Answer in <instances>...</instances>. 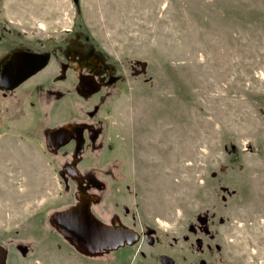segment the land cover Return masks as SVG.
Segmentation results:
<instances>
[{"label": "rangeland", "instance_id": "374dc122", "mask_svg": "<svg viewBox=\"0 0 264 264\" xmlns=\"http://www.w3.org/2000/svg\"><path fill=\"white\" fill-rule=\"evenodd\" d=\"M74 33L125 81L86 101L51 65L0 90L7 264H141L140 244L86 257L50 221L76 199L59 175L71 152H49L46 133L99 103L101 135L79 169L102 184L106 220L156 229L152 251L177 264H264V0H0V63Z\"/></svg>", "mask_w": 264, "mask_h": 264}, {"label": "flooded vegetation", "instance_id": "af4514ba", "mask_svg": "<svg viewBox=\"0 0 264 264\" xmlns=\"http://www.w3.org/2000/svg\"><path fill=\"white\" fill-rule=\"evenodd\" d=\"M74 34L72 36L67 35L65 38H62L60 41L61 46H59L56 50L52 48L47 49V51L37 52L27 47L18 46V48L10 51L0 63V90L3 97L8 96L11 93H15L21 84L31 80L34 76L40 74L51 65H53L57 70V74L54 79L61 83L71 81L77 94L86 101H91L93 97L101 94L102 92H111L108 91L110 89H119V86L125 81L124 74L117 69L116 65L112 63V61H109L105 55H102V53L92 45L91 41H89L87 37L83 38L80 37V35ZM18 51L23 55H28V53L33 52L45 55L48 54L50 57L47 65L42 70L21 83L19 87L12 89L6 86L9 82H1V77H4L5 74V72H3L4 62L8 59V56L12 52L18 53ZM132 69L133 73H138L140 70L138 68L134 69V66ZM100 108L101 104H96L91 111H88L85 115L87 117L86 119L82 121H75L70 124H63V126L50 129L46 133L45 142L49 152L56 154H59L60 152L64 153L66 148H68L72 155V162L65 163L59 172V175L62 178L65 188H67V190H72L73 197L76 200L73 204L57 212H65V210L73 207L89 206L90 212H92L93 215H95V217L104 225H115L118 229L126 228L138 233L139 241L137 244L141 245V250L139 252L141 264H177L175 257H173L169 252L154 253L152 251V248L160 245L161 243V238L157 234L156 229L151 228L146 231H142L140 229L136 230L121 224L116 218L106 220L103 213L98 210V205H100L99 203L102 200V197L95 193L102 192L103 186L94 178L92 179L84 176L79 169V165L82 163V160L92 143H96L98 141L97 139L101 135L100 129L93 126V121L99 114ZM63 127L67 128V134L65 136L50 138L49 134L51 131ZM63 140H66V142L63 143ZM199 223L204 228L208 224L207 218L200 219ZM56 230L60 232L62 238L65 240L67 239L70 244H73L79 253H82L84 256L90 258L96 257L84 254L81 250H79L72 240V235L67 230L63 228H56ZM142 243H145L149 250L147 248H143ZM136 245H126L123 248L115 251H109L101 255L117 252L121 249L123 250L124 248H132ZM198 246L200 253L204 252V245L202 241H199ZM152 253H154L153 257ZM195 264H210V262L201 258ZM223 264L228 263L223 262Z\"/></svg>", "mask_w": 264, "mask_h": 264}, {"label": "water", "instance_id": "95a60500", "mask_svg": "<svg viewBox=\"0 0 264 264\" xmlns=\"http://www.w3.org/2000/svg\"><path fill=\"white\" fill-rule=\"evenodd\" d=\"M48 54L28 53L23 55L12 52L4 62V77L1 82H9L6 86L17 88L21 83L42 70L49 61ZM140 70L134 75H141L147 71V64L140 63ZM134 69H136L134 67ZM67 128L63 127L50 132V138L63 137ZM66 140H63L65 143ZM62 143V144H63ZM60 146V145H59ZM51 223L57 229L67 230L73 237L76 247L84 254L97 256L109 251H115L126 245H136L139 241L138 233L133 230L117 226L104 225L92 212L89 206L73 207L65 212H54ZM7 250L0 245V264H7Z\"/></svg>", "mask_w": 264, "mask_h": 264}]
</instances>
